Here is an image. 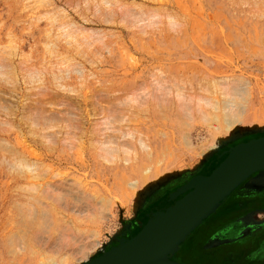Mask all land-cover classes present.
Returning a JSON list of instances; mask_svg holds the SVG:
<instances>
[{
  "label": "rangeland",
  "instance_id": "obj_1",
  "mask_svg": "<svg viewBox=\"0 0 264 264\" xmlns=\"http://www.w3.org/2000/svg\"><path fill=\"white\" fill-rule=\"evenodd\" d=\"M29 1L31 2L32 0H25L26 3L23 0H0V67L2 66L0 68V73L2 72V75L0 74V88L3 89H0V106L2 107L3 104L4 107L3 110H1L2 108H0V110L1 114L5 112L7 115H4V113L2 115L0 114V142L2 141L1 144H3L4 138L5 140H10L14 148L17 146L15 149L22 153L25 152L24 155L32 156L34 159L42 154V156L46 157L45 164L47 163V166H49L51 174L54 172L69 173V177H76L75 180L77 179L79 183H83V189L87 195L93 192L99 196V200L100 197L104 198L103 202L105 201L106 203L100 202L94 205L91 204L90 206L88 204L91 203V200L88 199L87 201H89V203L85 204L86 207L84 206V216L78 212L68 211V217L70 216L77 219L78 215L80 216L78 219L79 221L75 220L73 222L78 227H82V231L77 232L79 239L76 244L80 242L89 243V241H93L94 237L99 240L98 245L88 249L87 255L84 258H93L100 254L102 249L104 250L105 248V250H107L112 245H115L117 243L115 236L130 237L135 235L141 229L139 223L147 222L152 211L151 208H153L161 198L164 196L168 197L171 191H174V189L183 184V182L193 174L210 173L225 156L219 157L218 155L228 148L227 144H223V142L220 144L221 147L219 151L217 148L213 149L211 147L216 142L218 136L224 137L223 141H226L229 145H233L244 140V138L264 134V0H134L135 2L137 1L136 3L141 2L144 5H150L149 7L154 6L162 9L164 7V9L168 10L171 14L173 13L175 18L171 21L164 19L165 21L161 22L158 17L151 19L143 18L148 16L146 14L143 16L144 13L137 14V17H134L135 15L127 17L128 14H125L127 15L125 16L120 10H117L116 15L113 14L115 18L113 17L114 19H112L116 21L106 23L102 20L106 10L102 9L103 12H98V9L94 6L93 10L96 11L89 12L90 19L92 20L89 24L82 22L80 15L78 16V13H76L72 6L66 4L67 0H56L59 5L65 6V8L71 12L72 16H75L80 23L88 26L90 29L97 30L95 34L98 35L94 34V37H90L93 38L91 39L92 41L94 40L91 44L87 45L83 43L86 52L84 55H88L89 57H86V59L84 55H77L75 57L78 61L84 62L83 64L86 66L84 75L88 76V79L84 76H79L81 74L77 73L71 66L65 69V66H68L67 62H63L64 64L61 69L59 68V71L58 68L49 62L50 59L54 61L56 58L53 53L50 55V47L52 46L53 48V45L47 46L51 41L49 37H47V30L52 21H50L51 18L49 17H43L36 21V12L34 13L35 10L33 12L31 10V6L34 5H30L34 3V1L31 3ZM23 4L26 5V7H24ZM38 10L40 11L41 8ZM93 12H97L99 16H93ZM140 15L142 16L141 18ZM141 21L144 22L140 23ZM63 40L65 41L62 43ZM63 40L61 43L59 42L60 47L66 46L70 49L71 45L65 44L66 38ZM4 51L7 52L4 53ZM1 53L9 56L11 55L9 59L12 60H10V62L14 64L17 69L10 70L9 72L8 69L12 68L3 66V64L6 63H3L1 60L5 59L3 58L5 55H1ZM3 61L6 62L5 60ZM45 66H47L46 70L47 68H49V70L52 68L53 71H51L55 74L49 71L46 73V71L42 69ZM28 67H31V71L28 70ZM39 68L44 72L42 73ZM34 69L35 71H33ZM32 71L33 74H37L38 71L41 73L40 76L39 73L38 76H36V78H40L41 75L43 76L40 78V82H37L39 79H33L35 76L31 77L33 75L31 74ZM67 72L69 73L68 75H66ZM3 73H5L4 76ZM90 73L94 74L95 79L87 75ZM154 73H171L177 77L189 79L188 81L192 80L195 86H197L198 91H200L203 86L205 94H203L204 90L200 93L210 99L211 105L207 104L206 106L205 103L199 102L198 106H195L197 108L195 109L194 107L192 109L191 112L193 114L190 115V117L187 115H183V117L179 114L173 116L171 110H165L167 117H164L165 111L162 112L161 110L160 115V109H155V103H150L152 111L150 110L148 113H137L138 116L135 118L131 115L132 121L130 124L133 126L138 124L137 126L139 128L143 127L142 129L151 139L158 136L160 143L158 149L152 156L147 155V157L141 158L137 157L132 152V159L129 161L123 159L125 156L123 154L122 159L117 158L116 161L114 160L112 163H107L98 157V163L96 164L88 153L93 150L90 146L88 147V145H90L89 140H91L88 138L89 136L83 137V139L86 140H84L85 144L83 143L85 147H80L81 144L78 146V143L77 145L72 144L71 146L69 142H64L63 138L66 137H64L65 133L63 132L58 134L60 135L58 136L59 139L55 138L58 128H54V125L57 127L61 122L65 123V121H61L60 118L63 117L65 120L67 114L70 113L68 117H70V115L73 116L71 112L74 111L77 112L75 114L76 117L73 116L75 120L78 117L77 119L79 120L80 118L85 127L93 124L92 127L96 128L93 120L98 123V119L103 116L98 115L100 114V108L97 102L101 100L100 102L106 104L108 102H106V99H108L107 95L109 90L114 89L112 92L114 93L113 96L119 97V95H121L122 97L124 91L127 94L132 91L136 85L139 86L142 81H151ZM29 74L31 77H29V79H31V81L33 80V83H30L27 78ZM56 75L60 79H58V83L64 84L66 80L65 82H67V84L70 83L72 87L65 84V87L69 86L70 89L65 88L62 92L59 88V92L57 93L55 88L56 83L53 81V78L56 80ZM4 77L8 80H5ZM61 80H63V82ZM212 80L216 81L219 86L215 85L218 88L215 85H209L213 83ZM205 81H208L209 84H207L209 87L206 85ZM10 82L12 84H10ZM50 84L55 87H52ZM198 84H200V87ZM40 85H42V87ZM121 87L123 88L121 89ZM206 87H208V90H206ZM233 87L236 88V91ZM71 88L77 91L71 90ZM99 89L101 90L99 91ZM2 91H5L3 92L4 94ZM44 92L51 95L50 97L49 94L45 93L47 96L49 95L50 98L47 96L40 98L44 100L45 97L47 98V107L50 105L49 99L50 101L65 100L68 104L73 100L72 103L74 104L73 106L71 105V107L67 104L59 103L58 105L55 103V105H52L53 107L50 105L51 108L46 107L47 112L43 111L44 114L40 113V111L35 112V110H33L34 117L32 113L30 116L34 119L37 118L36 121L40 124L47 122L45 124H48V126L40 130L41 128L36 129L39 123L37 125L31 124L32 131L28 126L31 120H27V117H25H29L30 107L28 105L32 104L34 99L39 101L40 99H37L36 96L39 97L38 95L40 93L44 94ZM116 92L118 93L117 95H115ZM84 93L87 97L86 100L83 96ZM34 95L36 96L34 97ZM54 95L57 96L55 97ZM124 95L125 94H123V96ZM149 97L150 95H146V98ZM24 98L27 100L29 98L30 103L26 99L24 100ZM66 98H68V101ZM116 99L119 103H121L120 100L124 101V99ZM117 100L114 102L117 103ZM135 101L130 100L129 104L134 107L135 104H137L136 102H138ZM229 101L231 103L229 105L226 104ZM131 102H135V104L133 105ZM216 103H218V105ZM21 105L24 106V113L19 112L15 117L11 115L14 110L18 112L19 108L22 107ZM75 105L77 107H75ZM120 105L119 107L123 109L128 107V104ZM202 105L205 106L203 107ZM9 106H11V108H9ZM12 106H15V108ZM79 106L82 107L83 114L91 111L90 114L80 115L79 110L76 109ZM136 106H138V104ZM153 106L155 108H153ZM216 106L219 108L215 109L214 107ZM5 108H8L10 112L4 110ZM70 108L74 111L72 110L70 112ZM234 110L237 119L233 124L232 130L222 131L219 129L215 131L218 125L224 127L226 124L222 121V116H224L225 113H233ZM93 113L97 115H93ZM124 113L125 118H129L131 111H124ZM35 115H37V117H35ZM50 115H52V117H49ZM215 115H219L221 121H218ZM20 116L24 120H22ZM53 116H55V118ZM42 119L43 121L47 119V121L45 120L42 122ZM25 120L28 121L26 125L24 123ZM78 120L76 121L78 122ZM36 121L34 120L33 123H36ZM7 122H11L13 125ZM14 122H22V127H17ZM30 123H32V121ZM50 123L52 125H50ZM6 125L8 128L5 127ZM149 125L153 126L151 127ZM29 129L31 131H28ZM148 129H151L153 133H150ZM159 129H162L164 133H159ZM34 130H36L37 135L32 134V132L35 133ZM42 133H49L50 136L48 135L43 139ZM1 137H3V139H1ZM123 140L126 141L127 138L121 141ZM1 144L0 219H2L3 216H18V211L14 205L16 202L15 200L17 199L18 201L19 191L22 192L25 184H27L20 182V180H16L24 171L23 167L19 168L21 164H18L17 160H15V163L18 164L19 167L16 165V168L14 165L12 166L11 164L14 162L9 164L10 160L8 159L10 156L15 158V154H11L14 153V150L10 149L12 151H10L11 153H9V149L4 152ZM128 144H130V141H128ZM131 144L135 146L134 143ZM6 153L9 154L5 155ZM136 158L141 161L139 168H137ZM83 161L85 164H83ZM41 166L40 169L43 168V166ZM146 168H149L151 171L150 175L145 171ZM155 169H157V171H155ZM20 171H22V173ZM142 172L147 173L148 177ZM141 178H143V180L145 179V181L136 189L128 184L130 181ZM120 183H122V185ZM243 184L246 186L245 183ZM254 188L260 189L258 186ZM163 189L164 191L159 195L160 197L156 198V194ZM226 201L221 204L215 213L206 219L208 225L205 226L201 233L197 234V239H195L196 243L190 244L192 247L191 249H197L198 251L217 247L221 244L242 238L244 235L246 236L249 231L264 226V209H261L257 211L260 213L259 216H252V218H254L253 222H245V227L247 229L246 232L240 233L242 236L225 238L226 242L224 243H217L218 237L208 238L211 233L213 235L216 232L224 230V225L233 217L220 215L224 210L223 208L226 205ZM95 231L96 236L92 237L93 239L90 238L89 236ZM189 238L187 239L188 241ZM3 239L0 231V264H40L39 261L41 259L39 260V257L36 259L34 258L35 260L33 259L31 263L27 262L28 256L26 253L23 254L22 250L19 252L18 247L16 252L13 251L7 246L4 241L5 239ZM187 240L185 242L189 245L190 241L187 242ZM260 241L263 245L264 236H262ZM254 242L255 241L252 240V242H247L245 245L249 248L255 245ZM75 245L72 247L74 248ZM70 248L71 246H68L66 249H58L56 246L55 249L59 251L56 253L57 251L53 247L55 251H53L52 254L61 258ZM17 258L20 261L17 260ZM83 263V259H73L64 264Z\"/></svg>",
  "mask_w": 264,
  "mask_h": 264
},
{
  "label": "bare ground",
  "instance_id": "obj_2",
  "mask_svg": "<svg viewBox=\"0 0 264 264\" xmlns=\"http://www.w3.org/2000/svg\"><path fill=\"white\" fill-rule=\"evenodd\" d=\"M23 1L25 2V0H23ZM32 1H34V3H31ZM32 1L31 2L29 1V2L31 3L30 5H34V6H31L32 7L31 10H32V12L35 10L34 13L36 12V15H35V19H37L36 21H38V19H41L43 17H49V18H51V20L50 19L49 20L52 21L50 27H48V30L46 29L48 31V33H47L48 36L47 37H49V39L51 40L49 42V44H47V46L48 45L49 46L53 45V48H52V46L50 47V55H51V53H53L56 58L54 59V61L50 59L49 62L52 63L53 66L58 68V71L62 68V65L64 64L63 62H67L68 66L65 63V65H66L65 69L67 67L71 66L72 69H75L77 73L81 74L79 76H82V77L84 76V77H86V79H88V76L84 75L85 69H86V66L83 64L84 62L78 61L75 57L77 55H84L86 53L85 49H84V44L86 43L88 45V44H91V42L94 41V40L92 41L91 39H93V38H90V37H94L95 35H98V34H95L97 32V30L90 29V28H88V26L83 25L82 23H80L76 19L75 16H72L71 12L68 9H66L65 6L63 7V6L59 5L56 0H32ZM136 2L134 0L133 1H127V0H67L66 4H68L69 6H72V8L76 11V13H78V16L80 15L82 22L86 23V24H89L92 21L90 19V16H89L90 13L89 12L96 11V10H93L94 6L98 9L97 10L98 12H100V11L103 12L104 9L106 10L105 16H104V18H102V20L104 22H106V23L107 22L109 23L110 21H114V20H112V19L115 18L113 16V14L116 15L117 10H120L124 15L128 14V16L125 15L127 17H129L130 15H135L134 17H137V14L144 13L143 16L146 14L149 17L147 16V17H143V18H150L151 19V18H157L158 17L161 22L165 21L164 19H167V20L171 21V20H173V18H175V15H173V13L171 14L168 10L164 9V7L162 9V8L153 6L154 7L153 8V7H149L150 5L148 6L146 4L144 5L141 2H138V3H136ZM254 3H256V2H254ZM24 7H26V5H24ZM21 8H23V7H21ZM40 8H41V10H40L41 12L38 10ZM92 14H93V16L94 15H96V16L98 15L97 12H93ZM32 17H33V15H32ZM141 17L142 16L140 15V18ZM32 19H34V18H32ZM143 20H145V19H143ZM143 22L141 21L140 23H143ZM45 33H46V31H45ZM101 34H99V35H101ZM64 38H66V42H67V43L65 42V44L71 45L70 49L68 47H66V46L60 47L59 42L61 43V41ZM64 41L65 40H63L62 43ZM43 44H45V43H43ZM4 45H5V43H4ZM43 46H45V45H43ZM90 47H91V45H90ZM14 49H16V48H14ZM48 49H49V47H48ZM11 50H10V52H11ZM5 52H7V51H4V53ZM4 53H1V55L4 54ZM22 53H24V52H22ZM10 56L9 55H5L3 57L5 59L1 60L3 63H6V64H3V66L12 68V69H8L9 72H10V70L17 69L14 66V64H12L10 62V60H12V59H9ZM84 56H85L84 57L85 59H86V57L87 58L89 57L88 55L87 56L84 55ZM81 59H82V57H81ZM3 60H5L6 62H4ZM24 61H25V59H24ZM87 61H91V60H87ZM53 66H52V68H53ZM46 67L47 66L42 68V69H44V71H46V73H47V71H49V72L53 71L52 68L50 70H49V68H47V70H46ZM55 67H54V71H55ZM42 69H40V71ZM28 70L31 71V67L30 68L28 67ZM33 71H35V69ZM33 71L31 72V74H33ZM44 71H41V72L43 73ZM70 71H72V70H70ZM155 71H156V69H155ZM5 73H6V70H5ZM5 73H3V76L5 75ZM38 73H39V76H40L41 73L39 71H38ZM38 73L37 74H33L31 77L35 76V77H33V79H36V80L39 79V80H37V82L38 81L40 82L41 81L40 78H42L43 76L41 75L40 78L39 77L36 78V76H38ZM52 73H54V72H52ZM62 73H63V71H62ZM0 74L2 75V72ZM68 74L69 73L67 72L66 75H68ZM51 75H53V74H51ZM87 75H89L91 78L95 79L94 74L90 73V74H87ZM24 76H27V75H24ZM152 76H153V78L151 79V81L149 80V82L148 81H146V82L142 81V83L140 82L141 84L139 86L136 85V87H134V89H132V91L128 92L127 94L124 91V93H123V94H125L124 96L121 93L122 97H124V98H122L121 95H119V97L113 96L114 93H112V92L114 91V89L109 90L108 91V95H107L108 99H106V102L107 101L108 102L106 104L105 103L103 104L102 102H100L101 100L97 102L98 105H99V108H100V114H98V115H103L101 118L98 119L99 120L98 123H96V121L93 120L95 122L96 128L98 126H100L97 129L92 127L93 124L91 126H88V127L86 126L85 127V125L82 122V120L80 118H79V120L77 119L78 117L76 118V120H78V122H77L75 120V118H74V117H76L75 114L77 112H75L72 108H70L71 110L68 109V110H70V112L72 110L74 111V112H71V114L74 117L71 116V115H70V117H68V115L70 113L67 114V116L65 115L66 116L65 120L63 119V117L62 118L59 117L61 119V121L63 120V122L65 121V123L61 122L60 125H57V127H55V125H54V128H56V129L58 128L57 131H56L57 133L55 135V138L59 139L58 136H60V135H58V134H61V132H63V133H65L64 137L67 138V139L63 138L64 142L65 141L69 142V144L71 146H72V144L77 145V143H78V146L81 144L80 147H82L85 144V142H84L85 139H83V137L84 136L85 137L89 136L88 138L91 139V140H89L90 141V145H88V147L90 146L91 148H93V150L91 152H88V153L90 154V157L93 160V162L96 163V164L98 163V160H97L98 157L103 159L107 163L108 162L112 163V162H114V160L116 161L117 158L118 159L119 158L122 159L123 158V154L125 155L123 159H126V161H129V160L132 159L131 158V153L132 152L137 157H141V158H145V157H147V155L152 156L156 152V150L158 149V145L160 143L158 136L154 137L153 139H151L145 133V131L142 129L143 127L139 128L137 126L138 124H135L134 126L132 124H130L131 121H132L131 120V117H132L131 115H133V118H135L136 116H138L137 113H139V114L142 113V112H145V113L147 112L148 113L151 110V107H152V106H150V103H155V107L156 108L154 106H153V108H155V109L159 108L160 109V112H159L160 115H161V110H162V112H164L165 110H171V113H172L173 116L176 115V114H179V115H182V116L183 115H187L189 117H190V115L193 114L191 112L192 109L195 106H198L199 102L200 103L203 102V104L205 103L206 106H207V104L211 105L210 99L207 96L203 95V94H205L204 93L205 90H204L203 86L201 85L202 86L201 87L202 90L200 89V91H198L197 90V86H195V84H194V82L192 80L188 81L189 79H184L182 77H177L176 75H172L171 73L170 74H157V73H154ZM152 76H150V77H152ZM6 77H4L5 80L7 79ZM29 77H30V74L27 76V78L30 81V83H33L32 82L33 80L31 81V79H29ZM10 78H11V75H10ZM58 79L59 78H58L57 75H56V80H55V78H53V81L57 84V85L55 84L56 87L54 85L50 84L52 87L56 88L57 93L59 92L58 91L59 88L63 92L65 88L70 89L69 86L72 87V85H70V83L67 84V82H65L66 80L64 81V84L63 83H61V84L58 83ZM61 81L63 82V80H61ZM205 82H206V85L209 84L208 81H205ZM85 83H86V81H85ZM200 83H202V82H200ZM10 84H12V83L10 82ZM39 84H41V83H39ZM65 84H67L69 86L65 87ZM211 84L213 86L215 84L217 85L216 81H213V83H210L209 85H211ZM209 85H208V87H209ZM40 86L42 87V85H40ZM198 86L200 87V84H198ZM217 86H219V85H217ZM232 86H233V84H232ZM208 87H206V90H208L207 89ZM122 88L123 87H121V89ZM233 88H235V87H233ZM239 88H241V87H239ZM12 89H13V87H12ZM72 89L73 88H71V90ZM1 90H3V89H1ZM73 90H76V89H73ZM100 90L101 89H99V91ZM202 91H203V94L200 93ZM235 91H236V88H235ZM3 92H5V91H2V93ZM209 92H210V90H209ZM45 93H47V92H44V94L40 93L38 95L39 97H37L36 96L37 94L35 93L36 95H34V97L36 96L37 99L38 98L40 99L41 97L47 96ZM224 93H222V94H224ZM41 94H42V96H41ZM47 94H49V93H47ZM54 94H56V93H54ZM117 94L118 93L116 92L115 95H117ZM49 95L47 97H49ZM146 95L147 96L150 95V97H149L150 99L146 98ZM78 96H80V95H78ZM83 96H84V98L86 100L87 97H86L85 93H84ZM50 97H51V95H50ZM68 98H66L67 101H68ZM116 98L124 99V101L120 100L121 103H119V101ZM25 99L26 98H24V100ZM128 99L134 100V101L136 99H138V100H136L138 102L135 101L138 104V106H136L137 104H135V102L134 103L131 102L133 105L135 104L134 107L131 106L129 104L130 100H128ZM116 100L118 101L117 103L119 105L114 102ZM8 101L11 102L10 100H8ZM27 101H29V98H28ZM148 101H149V103H148ZM72 102H73V100L71 101V103L68 104V103L65 102V100H62V101H59V100L58 101L57 100L56 101H50V99H49V103H50L51 106L53 104L55 105V103H57L58 105H59V103H61V104H65V105L67 104L69 106H71V105L73 106L74 103H72ZM29 103H30V101H29ZM230 103L231 102L229 101L226 104L229 105ZM24 104H25V101H24ZM120 104H122V105H127L128 104V107L124 108L125 109L124 110L123 108L119 107V106H121ZM212 104H213V102H212ZM216 104L218 105V103H216ZM6 105H5V107H6ZM47 105H48V101H47L46 97H45V100L44 99H40L38 101V100L34 99V102H32V104L28 105L31 108V110L29 108V111H30L29 112V117L28 116H25V117H27V120H31L32 121V123H30L31 122L30 121L29 125H28L32 131H33L32 125L33 124L37 125L39 122L36 121L37 118L36 119L32 118L30 116V114L31 113L33 114V110H35V112L36 111L37 112L40 111V113H43V111H46ZM50 105L47 108H49V107L51 108ZM12 107L15 108V106H12ZM75 107H77V106L75 105ZM75 107H74V109H75ZM227 107H229V106H227ZM0 108H2L1 110H3V108H4L3 104H2V107L0 106ZM9 108H11V106H9ZM21 108H23V109H21ZM196 108L197 107H195V109ZM214 108L217 109L219 107L216 106ZM76 109L79 110V114L80 115L83 114L81 106H79ZM225 109H227V108H225ZM1 110H0V114H1ZM4 110L7 111L8 108H5ZM25 110H26V108H25ZM23 111H24V106L20 107L18 112L14 110V112L11 113V115H13L15 117L16 114H18L19 112H23ZM49 111H51V110H49ZM124 111H129V112L131 111V114H129L130 116L128 115L129 118H125ZM196 111H198V110H196ZM223 111L227 112L226 110H223ZM8 112H10V110H8ZM90 112H85L84 114L88 115V114H90ZM199 112H200V110H199ZM3 113H4V115H6L5 112H2V114ZM229 113H225V115L222 116V119H223L222 121H224L226 123L225 126L222 127V125H218L217 128H215V131H217L219 129H221L222 131H224V130L225 131L226 130L227 131L232 130L233 124L235 123V121L237 119V116H236L235 110H234L233 113H231V112H229ZM94 114L97 115L96 113H93V115ZM205 114H206V112H205ZM37 115H39V114H37ZM37 115H35V117H37ZM83 115H82V117H83ZM32 116L34 117V114ZM140 116H142V115H140ZM49 117H52V115H50ZM53 117L55 118V116H53ZM164 117H167L166 116V111L164 112ZM20 118H21V116H20ZM54 118H52V119H54ZM73 118H74V120H73ZM215 118L218 119V121H221L220 120L221 117L219 115H215ZM21 119L24 120L23 118H21ZM27 120H25V121H27ZM34 120L36 121V123H33ZM45 120L47 121V119H45ZM9 121H10V119H9ZM25 121H24V123L26 125V123H28V121L27 122H25ZM44 121L42 119V122H44ZM11 122H7V123L11 124ZM208 122H209V120H208ZM45 123H47V122H45ZM45 123H41V124L39 123L38 127L36 126V129L41 128L40 130H43V129H45V127L47 128L48 124H45ZM52 123H54V122H52ZM82 123H83V125H82ZM22 124H23L22 122H16L15 123V125L17 127H22ZM11 125H13V124H11ZM50 125H52V124L50 123ZM149 126L152 127L153 125H149ZM5 127L8 128L7 125ZM33 128H34V126H33ZM148 128H150V127H148ZM30 129L28 131H31ZM148 130H149L150 133H153L151 129H148ZM159 130L162 131V129H159ZM34 131H35V133L32 132V134L33 135H37L36 130H34ZM52 131H53V129H52ZM160 131H159V133H161V134L164 133L163 131L162 132H160ZM48 135H49V133L48 134L42 133L43 139H44V137H46ZM153 135H155V134H153ZM126 138H127L126 141H124V140L121 141L122 139H126ZM1 139H3V137H1ZM223 139H224V137L222 138L221 136H218L216 138V142L211 147L213 149L220 148V144L223 142ZM49 140H51V139H49ZM3 141H4L3 144H1L2 141L0 142V144L2 145V147L4 149V152H5V150L7 151V149H9V153L12 152L10 149L14 150V153H11V154L12 155L15 154V158L11 157L10 156L11 154L8 155V156H10V158L8 159V160H10L9 164H11V162H14V163L11 164L12 166L14 165V167H15V165H16V166L19 167L18 164H21L19 168H21V167L24 168L23 173H22V171H20L22 174H20L18 172L20 175L16 178V180H18V181L20 180V182L27 183V184H25V187L22 189L23 191L21 189H18V190H21L22 192L19 191V193H18L19 195L17 194L18 195V201H17V199L15 200L16 202H15L14 205H15L17 211H18L17 212L18 216H3V218L0 219L1 235L5 239V240L4 239L3 240L5 241L7 246L10 247L15 252H16L17 247H18L19 252H20V250H22L23 254L24 253L27 254V256H28L27 257L28 258L27 262H30V263L33 261L34 258L36 259L37 257H39V260L41 259L39 261L40 264H64V263H67L68 261L73 260V259H76V260L83 259L84 262L90 260L91 258L90 259H86L84 257H86L88 249H90L91 247H94V246L99 244V240L96 237H94V236H96V231L93 232V234H91L89 236L90 238L94 237V239L92 238L93 241L90 242L88 240L89 243L88 242L87 243L80 242L79 244H76L77 240L79 239V236H78L77 232H81L82 231L81 230L82 227L81 228L78 227L73 222L75 220L79 221L78 219L80 218V216L78 215V217L76 219V218H72L70 216L68 217L67 215H68V211H70V210L74 211V212H78V213L83 215V211L85 210L84 206H85L86 203L87 204L89 203V201H87L88 199L91 200V203L88 204L90 206L91 204L94 205V204H98L100 202H103L104 198L100 197V200H99V196L96 195V193H93V192H90V194L87 195V193L83 189L84 188L83 187V183L82 182L79 183L77 181V179L75 180L76 177L75 178L69 177V173H59V172L56 173V172H54L55 174L54 173L51 174L50 171H49V166H47V163L45 164L46 157L42 156V154H41V156H38L36 159H34L32 156L24 155L25 152L22 153L21 151H18L17 149H15V148H17V146L14 148L10 140H5V138H4ZM128 141H130V144H128ZM131 143H134L135 146H133ZM52 146H53V144H52ZM73 147H75V146H73ZM9 153H6L5 155H7ZM1 155H3V154H1ZM15 160L18 161L17 162L18 164L15 163ZM136 163H137V168H139L141 161L139 159H137ZM83 164H85V162ZM144 164H145V162H144ZM41 165L43 166L42 169H40ZM145 171L149 173L148 175L151 174V171L149 170V168H146ZM155 171H157V169H155ZM142 173H145V172H142ZM145 174L144 175L147 176V173H145ZM143 178L136 179L134 181H130L128 184L131 185L132 188L136 189L138 186H140V184L143 181H145V179L143 180ZM120 184L122 185V183H120ZM26 187H28V188H26ZM160 210H163V209H160ZM91 212L94 213L93 211H91ZM93 215H91V216H93ZM86 216H87V214H86ZM66 217H68V218H66ZM54 245H56L58 247V249H60V248L66 249L68 246L69 247L71 246V248L67 251V253H65L63 256H61V258H59V257H57V256L52 254V252L56 250L55 249L56 246H54ZM73 245H75L74 248L72 247ZM53 247H54L55 250L53 249ZM58 251L56 253H58ZM64 252H66V251H64ZM23 254H22V256H23ZM22 256H21V258H22ZM21 258H20V260H21ZM17 260H19V259L17 258Z\"/></svg>",
  "mask_w": 264,
  "mask_h": 264
},
{
  "label": "water",
  "instance_id": "obj_3",
  "mask_svg": "<svg viewBox=\"0 0 264 264\" xmlns=\"http://www.w3.org/2000/svg\"><path fill=\"white\" fill-rule=\"evenodd\" d=\"M223 144L218 156H225L210 173L187 178L169 193L173 203L151 211L135 235L115 236V245L83 264H185L173 260L175 253L240 185L264 187V135Z\"/></svg>",
  "mask_w": 264,
  "mask_h": 264
},
{
  "label": "flooded vegetation",
  "instance_id": "obj_4",
  "mask_svg": "<svg viewBox=\"0 0 264 264\" xmlns=\"http://www.w3.org/2000/svg\"><path fill=\"white\" fill-rule=\"evenodd\" d=\"M261 135L250 136L244 138V140ZM163 191L164 189L158 192L156 198H159V195H161ZM172 203L173 201H170L168 197L164 196L153 208H151V210L164 209ZM225 203L224 210L220 215L233 217L224 225V230L216 232L213 235L211 233L208 238L235 237L245 227L243 222H239L241 218H244L246 222H253L254 218H252V216H259L260 213L257 211L264 209V187L258 189L246 187L242 184ZM206 221H204L203 225L199 229H196L194 234L191 235V239L189 238L190 242L187 240L189 245L186 244V242L181 245L180 249L173 256V260L185 264H264V244L262 245L260 241L262 236H264V226L249 231V233L242 238L221 244L217 247L198 251L197 249H191L192 247L190 244L196 243L195 239H197V234L201 233L205 226L208 225ZM252 240L255 241V245L248 248L245 244H247V242H252Z\"/></svg>",
  "mask_w": 264,
  "mask_h": 264
},
{
  "label": "crops",
  "instance_id": "obj_5",
  "mask_svg": "<svg viewBox=\"0 0 264 264\" xmlns=\"http://www.w3.org/2000/svg\"><path fill=\"white\" fill-rule=\"evenodd\" d=\"M257 220V219H256ZM207 222V221H206ZM205 222V223H206ZM239 222H243L244 224H245V220H244V218H241L240 220H239ZM203 225V224H202ZM246 227H244L239 233H238V235L237 236H242L240 233H244V232H246ZM224 242H226V240H225V238H219L218 239V241H217V243H224Z\"/></svg>",
  "mask_w": 264,
  "mask_h": 264
}]
</instances>
